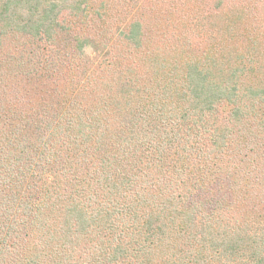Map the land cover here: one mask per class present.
<instances>
[{
  "label": "trees",
  "instance_id": "trees-1",
  "mask_svg": "<svg viewBox=\"0 0 264 264\" xmlns=\"http://www.w3.org/2000/svg\"><path fill=\"white\" fill-rule=\"evenodd\" d=\"M141 1L0 0V264H264V0Z\"/></svg>",
  "mask_w": 264,
  "mask_h": 264
},
{
  "label": "rangeland",
  "instance_id": "rangeland-1",
  "mask_svg": "<svg viewBox=\"0 0 264 264\" xmlns=\"http://www.w3.org/2000/svg\"><path fill=\"white\" fill-rule=\"evenodd\" d=\"M143 1H146V0H142L141 2H143ZM164 1H166V3H167V0H164ZM211 1L212 0H209V4L211 3ZM149 2V1H148Z\"/></svg>",
  "mask_w": 264,
  "mask_h": 264
}]
</instances>
